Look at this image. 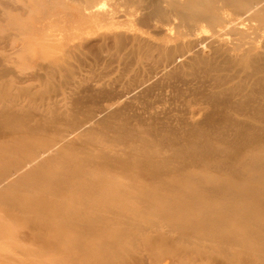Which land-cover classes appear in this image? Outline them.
<instances>
[{"label": "bare ground", "instance_id": "bare-ground-1", "mask_svg": "<svg viewBox=\"0 0 264 264\" xmlns=\"http://www.w3.org/2000/svg\"><path fill=\"white\" fill-rule=\"evenodd\" d=\"M99 1L36 7L97 25L145 13L173 35H129L133 61L151 67L95 109L39 113L18 102L29 90L0 82V211L20 225L5 235L37 249H20L27 264L61 247L75 264H139L142 245L146 264H264V0H114L105 12ZM63 58L43 69L55 74ZM174 81L186 108L177 125L156 108ZM117 176L130 191L89 196Z\"/></svg>", "mask_w": 264, "mask_h": 264}, {"label": "rangeland", "instance_id": "rangeland-1", "mask_svg": "<svg viewBox=\"0 0 264 264\" xmlns=\"http://www.w3.org/2000/svg\"><path fill=\"white\" fill-rule=\"evenodd\" d=\"M45 1L0 0V82L18 83L29 90L28 93L19 95V104L25 109H36L43 114L46 113L47 106L65 111L78 102L83 106L82 108L92 109L111 104L109 98L113 97L112 95H119L134 84V78L138 80L137 78L143 77V69L149 70L151 67L150 61H143L141 64L134 62L135 59L130 55L132 40L129 35L137 32L144 42L152 44L165 42L174 32L161 33L160 28L153 26L156 20L149 16L144 17L145 13L139 14L140 16L135 14L123 24L117 21L114 24L102 21L97 25L91 22L90 17L78 15L77 12L48 13L45 9L38 10L36 6L44 7ZM99 3L100 11L105 12L112 7L114 0H101ZM30 5H35V9L30 8ZM22 20L26 22L19 23ZM115 30L126 31L127 35L123 38L110 39L106 43L99 41L101 35L105 36ZM77 43H79L78 47L75 46ZM61 53L64 54V58L56 68V73L47 74L43 65L46 63L48 65ZM152 53L157 54V51ZM176 82L174 81V85L177 87L174 86V89H160L156 94L162 100V103L156 104V108L163 111L160 116L169 115L167 121L172 120L174 125L179 123L176 119L186 115V108L183 107L180 93L176 89L180 86ZM12 92L16 93L17 90L13 89ZM100 173V176H111L106 172ZM134 177L137 179L138 175ZM112 178L110 183L93 191L89 196L96 197L108 193L110 188L130 191L123 181H119L120 177ZM106 202L108 205H115L113 200ZM18 224V221L7 218L0 211V264H13V259L22 264L25 261L27 264L26 257L20 249H24L29 255L37 251L36 248H33V252L31 248H26L24 245L28 243L19 237L13 234H8L9 237L5 235L7 228L20 229ZM22 230L21 228L20 232ZM24 231L26 230L21 232V236L25 235ZM58 236H60L58 230L49 234L51 238ZM127 246L129 247L130 244L127 243ZM63 250L64 247L57 252L50 251L46 256L49 264H75L74 251ZM135 258L138 259L139 264H146L144 260H149L144 245L137 251Z\"/></svg>", "mask_w": 264, "mask_h": 264}]
</instances>
